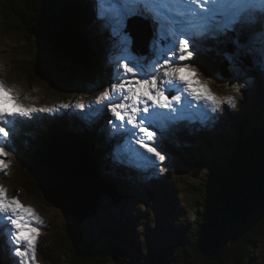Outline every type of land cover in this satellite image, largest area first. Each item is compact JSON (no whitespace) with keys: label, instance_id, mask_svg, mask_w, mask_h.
Listing matches in <instances>:
<instances>
[{"label":"trees","instance_id":"obj_1","mask_svg":"<svg viewBox=\"0 0 264 264\" xmlns=\"http://www.w3.org/2000/svg\"><path fill=\"white\" fill-rule=\"evenodd\" d=\"M91 2L93 0H0L3 27L8 33L26 36L27 55L33 56L32 64L36 73L47 79L57 92H62L65 87L52 85L56 83V76L58 82L65 86H68V80L83 77L84 74L96 77V82L101 83L105 90L110 89L116 80L112 78L114 76L109 66V59L115 57L116 53L111 51L106 55L104 48L98 50L99 39L94 27L101 15ZM226 39L229 41L208 39L207 42L212 45L206 43L204 54L196 56L194 64L205 76H218L220 64L225 61L220 59L218 65L213 62L220 58L219 54L230 56L229 60L236 59L237 47L231 42L235 37ZM29 41L33 46L31 53ZM248 41L250 39L239 37L241 46L248 45ZM42 46L68 64L60 62L62 66L65 65L63 68H60L59 62V67L49 66L47 58L36 53ZM253 112L252 108L240 104L231 115V132L224 135L205 132L194 134L182 128L161 138L162 147L181 155L193 170L202 169L206 172L203 184L194 189L197 199L188 221L175 233L177 246L173 263L258 264L254 257L256 241L263 233L250 225L259 216L264 217V118L261 114L254 117ZM95 122L98 126L93 129L86 122H78L68 116L54 119L38 117L27 124L19 123L15 134L9 137L11 144L8 147L14 153H19L23 147V152L33 151L35 145L40 148L42 131L46 136L59 130H70L77 134L85 146L93 149L92 155L96 157L101 174L112 179L113 184V179L118 178L119 184L123 179H129L130 174L118 164L117 155L115 157L106 151L111 142L107 131L104 133L106 124H102L103 119L98 117ZM23 141L26 142L25 146ZM17 169L15 187L36 195L50 206L41 196L32 161L31 164H19ZM131 178L136 179L134 174ZM120 185L124 202L131 194L124 192L123 184ZM177 194L178 187L170 182L146 188L132 197H144L146 214L152 216L160 211L162 205L167 209L173 207V199L179 198ZM117 232L120 241L128 240L136 244L127 226L122 224ZM242 234L246 238L245 242L235 247ZM45 245L42 251L50 264H167L170 260L162 254H166L164 250L155 252L148 247L143 257L141 249L134 245L133 248H126L125 245L109 244L101 248L91 239L83 225L75 227L72 222L68 223L62 235H56L55 239L48 237Z\"/></svg>","mask_w":264,"mask_h":264},{"label":"rangeland","instance_id":"obj_2","mask_svg":"<svg viewBox=\"0 0 264 264\" xmlns=\"http://www.w3.org/2000/svg\"><path fill=\"white\" fill-rule=\"evenodd\" d=\"M91 3L97 8L101 6L100 9L105 13V15L100 16L99 12L100 21L95 25L94 30L99 39L98 50L102 47L106 55L111 51H115L116 53L115 57L109 59V66L112 69L114 78H116V64L125 53L120 50L119 46H115L111 36L112 28L115 27L116 23L113 19L115 15V4H112V0H93ZM142 25L144 27L146 43H148L143 50L145 53L136 54L133 51V39L128 34L131 37V54L134 57L141 58V63L147 65L145 70L151 72L155 61L163 60V52L167 48L165 43L161 42L155 36L152 27L146 26L145 23H142ZM226 38L220 36L214 40L217 42L229 41ZM206 39L198 38V42L192 46L194 50L193 58L189 61L181 62L191 64L196 70L195 74L193 75L187 71L180 74H183L186 79L199 80L222 103L216 111H213L211 106L207 105L204 101L191 100L190 97L187 98L191 100L190 105L187 101L181 105H176L177 109L181 110L177 112L179 119L167 122L162 129L156 126H153L151 129L157 133L154 146L165 156V160H155L154 163L143 166V160L131 158L130 147L127 143L129 134L125 133L123 129H119L121 122L110 111H96L97 109L103 108V105L93 104L92 108H86L84 111L74 107L80 101H83L85 104H92L95 98L105 90V88L101 87V83L96 82V77H87L84 74L83 77L78 76L74 80H68L69 84L65 86L58 82L59 78L56 76V83L52 85L57 84L60 87H65L62 92H57L51 87L47 79L42 78L39 73H36L32 64L33 56L27 55L28 40L26 36L22 33H8L0 21V81H3L7 88L12 89L14 95H19L21 103L35 106L36 108L47 107L55 109L52 112H35L30 117H18L19 123L27 124L29 123V119L34 120L38 117L54 119L56 117L68 116V118L82 123L84 121L87 126L91 125L92 128H96L98 124H96L95 120L100 117L104 121L102 124H106L107 132L108 134L111 133L110 136L113 139L110 144L111 149H107L108 152L113 156L122 153V156L118 158V164L124 167L127 173L130 174V178L127 180L123 179L119 184L117 183L119 179L114 178L113 182L117 184L119 192V187H121L120 183H122L124 192L131 194V197H128L127 201L123 202L122 200L118 205H114L107 196H104L101 199L100 207L96 214L88 217L83 224L79 225L84 226L91 239L95 240L101 248H105L109 244H120L125 245L126 248H133L132 246L134 244L130 241H120L119 239L120 235L117 231L123 224L133 233V239L136 242L134 246L141 249L142 257L145 251L147 253V247L153 249L155 252H162L164 250L166 254L163 252L162 254L170 258L167 264H177L176 262L173 263V259L175 258L173 254L177 246L175 233L188 221L189 213L197 199L194 189L203 184L206 172L202 169L193 170L181 158V155L170 151L166 147H162L161 138H165L166 134L174 133L178 124L192 126L195 130L191 131V133L194 134L205 132L207 134L211 133L212 135H224L228 131L231 132V128L233 127L231 115L236 112V108H239L240 104L244 107L252 108L254 117L261 114L264 118V64H262L258 50L255 53L248 51L250 47L259 49L257 46L259 43L253 45L250 40L246 46L240 45L238 47L235 45L237 47V55L234 57L236 58L234 60H229L230 56L226 54H219L220 58L213 62L218 65L220 64V59H225L220 64L221 67L228 61L227 69L223 71L226 77L222 76V70L220 69L218 76L208 77L194 64L196 56L204 54L203 50L201 53L200 49H204L202 41L205 42ZM206 45H212V43L208 42ZM46 48L42 46L41 50H37L36 53L37 55H44L48 60L49 66L59 67L60 64V68H63V66L68 64L61 57L53 55L50 50H46ZM32 50L33 46L29 41L30 53ZM45 50L47 53L44 52ZM60 62H63L65 65L62 66ZM213 68V71H215V66ZM159 74L162 76V72ZM237 86L240 89L238 93L234 91ZM183 95L187 97L186 92ZM229 96L235 98L234 104H230L225 99ZM25 97H28V99H25ZM64 104H68L70 107L63 108L62 105ZM6 106L9 108L12 107L11 104ZM19 123L16 125V128H18ZM113 123L117 125L116 129L113 128ZM125 127L130 128L131 126L125 124ZM44 133V131L41 132L43 135L42 138L45 137ZM25 143H23V146L26 145ZM0 146L5 147V150L9 153L7 157L0 158L9 162L10 165L8 169L0 170V186L7 189L9 198L17 197L22 205L32 207L44 221L43 224L36 223L35 221L32 223V226L36 227L39 232L36 239V264H50L42 251L43 247L45 248L46 246L47 238L51 237L55 239L56 235H62L71 220L61 210L52 205L47 206L36 195H30L24 189L20 187L16 188L14 185L17 181L15 179L17 178L19 164H31V157L38 149V146L35 145L33 151L27 150L24 152L23 147L19 153H14L8 147V144ZM132 174H134L136 179L131 178ZM108 180L110 182L112 181V179ZM170 182H173L178 187L177 195L179 198L173 199V201L175 200L173 207L167 209L162 205L160 211L158 210L152 216L146 214L144 197L138 195V197H132L133 194L139 193V191L143 192L146 188L159 187V185H167ZM145 219H147V223ZM250 227L259 228L263 233V236L256 241L257 250L254 257L258 264H264V217L259 216ZM28 234L26 231L22 233L25 236ZM245 239L243 234L240 235L235 243V247L242 246ZM22 246L24 248L27 247L26 244ZM12 247L13 245L9 240L8 230L4 228L3 220H0V254L4 264H18L19 258L12 254Z\"/></svg>","mask_w":264,"mask_h":264},{"label":"snow or ice","instance_id":"obj_3","mask_svg":"<svg viewBox=\"0 0 264 264\" xmlns=\"http://www.w3.org/2000/svg\"><path fill=\"white\" fill-rule=\"evenodd\" d=\"M112 4H115L113 19L116 23L111 36L115 46L125 53L116 64V80L92 104L80 101L74 107L84 111L93 104L103 105L96 111H110L121 122L119 129L129 134L127 143L131 158L143 160V166H147L155 160H165L154 146L157 133L151 129L153 126L162 129L167 122L179 119L177 112L181 110L176 105L185 101L190 105L191 100L204 101L216 111L222 103L199 80L186 79L180 74L186 71L195 74L191 64L181 62L193 58L192 46L198 38L235 37L231 42L239 47V37L243 36L253 45L259 43V49L250 47L248 51L255 53L258 50L264 64V0H112ZM133 18L149 21L155 36L167 48L163 60H156L151 72L145 70L147 65L141 63V58L131 54L127 23ZM234 91L238 93L239 87ZM185 92L187 97L183 95ZM225 99L230 104L235 103L232 96ZM8 104L12 107H7ZM54 110L21 103L19 95H14L13 90L0 81V145L11 144L9 137L15 134L20 122L18 117ZM125 124L131 127H125ZM113 128H117L114 123ZM8 155L5 147L0 146V157ZM9 166V162L0 158V170ZM0 220L8 230L12 254L19 258L18 264H36L39 232L32 223L43 224L44 221L32 207L22 205L17 197L9 198L3 186H0ZM25 231L29 233L27 236L22 235Z\"/></svg>","mask_w":264,"mask_h":264},{"label":"water","instance_id":"obj_4","mask_svg":"<svg viewBox=\"0 0 264 264\" xmlns=\"http://www.w3.org/2000/svg\"><path fill=\"white\" fill-rule=\"evenodd\" d=\"M128 32L133 38L134 52L139 54L148 43L137 18L129 22ZM227 66L226 62L220 67L224 77L223 71ZM92 150L81 142L76 133L59 130L42 139L32 158L42 198L67 215L75 227L96 214L104 196L114 205L123 200L117 185L101 174ZM0 264H4L1 254Z\"/></svg>","mask_w":264,"mask_h":264},{"label":"bare ground","instance_id":"obj_5","mask_svg":"<svg viewBox=\"0 0 264 264\" xmlns=\"http://www.w3.org/2000/svg\"><path fill=\"white\" fill-rule=\"evenodd\" d=\"M145 21V24H146V26H150V27H152L151 26V23L149 22V21H146V20H144ZM181 75H183V74H181ZM187 94V93H186ZM69 123V122H68ZM184 126V125H183ZM63 127V126H62ZM177 130H180V128H177ZM93 132V131H92ZM104 133H106L105 131H104ZM108 146V145H107ZM105 147H106V145H105ZM108 149V148H107ZM109 149H111L110 147H109ZM106 151H108V150H106ZM120 156H122V153L121 154H119ZM127 157V156H126ZM118 159V158H117Z\"/></svg>","mask_w":264,"mask_h":264}]
</instances>
